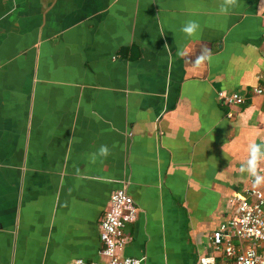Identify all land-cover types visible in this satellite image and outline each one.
<instances>
[{
	"label": "crops",
	"instance_id": "0c3cea01",
	"mask_svg": "<svg viewBox=\"0 0 264 264\" xmlns=\"http://www.w3.org/2000/svg\"><path fill=\"white\" fill-rule=\"evenodd\" d=\"M262 87L264 0H0V264L104 262L120 189L122 257L220 262L229 198L264 186Z\"/></svg>",
	"mask_w": 264,
	"mask_h": 264
},
{
	"label": "built area",
	"instance_id": "2783aa9c",
	"mask_svg": "<svg viewBox=\"0 0 264 264\" xmlns=\"http://www.w3.org/2000/svg\"><path fill=\"white\" fill-rule=\"evenodd\" d=\"M257 96L264 95V87L253 90ZM227 106H242L245 97L230 93L218 94ZM253 183V181H250ZM234 214L211 234V247L221 254V261L215 257H201L197 264H264V186L254 185L229 198ZM139 209L125 189L110 194L108 207L99 223L100 255L102 263H86L81 259L73 264H145L144 258L122 257L128 243L124 229L136 221Z\"/></svg>",
	"mask_w": 264,
	"mask_h": 264
},
{
	"label": "clouds",
	"instance_id": "9594fccd",
	"mask_svg": "<svg viewBox=\"0 0 264 264\" xmlns=\"http://www.w3.org/2000/svg\"><path fill=\"white\" fill-rule=\"evenodd\" d=\"M198 27H199V25L195 21H189L182 28V31L185 32L186 34L192 35L197 30ZM106 151H107L106 148L101 149V152H106ZM258 151H259V147L257 145H253L251 148L252 159L249 161L250 165H254Z\"/></svg>",
	"mask_w": 264,
	"mask_h": 264
}]
</instances>
